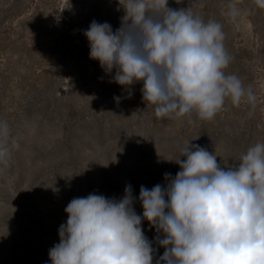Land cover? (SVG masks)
Masks as SVG:
<instances>
[{"label":"rangeland","instance_id":"374dc122","mask_svg":"<svg viewBox=\"0 0 264 264\" xmlns=\"http://www.w3.org/2000/svg\"><path fill=\"white\" fill-rule=\"evenodd\" d=\"M146 2L163 12L164 0ZM126 4L0 0V120L10 127V155L0 161V264H51L73 198L119 201L131 185L142 216L141 186L166 187L165 173L174 178L181 170L175 160L186 159L188 143L215 153L222 167L238 166L249 147L264 143V9L254 0H168V8L221 23L233 58L225 72L256 96L254 110L226 99L212 120H202L195 112L157 117L156 106L142 100V81L122 87L111 82L115 69L106 73L90 58L84 32L94 20L115 32ZM141 227L157 264L164 234L147 220Z\"/></svg>","mask_w":264,"mask_h":264},{"label":"clouds","instance_id":"9594fccd","mask_svg":"<svg viewBox=\"0 0 264 264\" xmlns=\"http://www.w3.org/2000/svg\"><path fill=\"white\" fill-rule=\"evenodd\" d=\"M167 3L161 12L146 0H127L115 32L107 22L92 21L84 32L90 58L106 73L115 69L111 82L122 87L142 81V100L156 106L157 117L195 112L212 120L226 99L237 107L246 101L254 110L251 86L225 72L233 58L221 23ZM254 3L264 9V0ZM229 15L236 20L240 9L233 6ZM9 137L7 121L0 120L4 163ZM181 153L186 159L175 160L181 170L174 178L165 173L166 187L141 186L142 216L132 207L131 185L119 201L95 193L73 198L60 242L49 251L51 264H153L142 220L164 234L157 237L165 248L157 264H264V143L249 147L238 166L222 167L199 145L188 143Z\"/></svg>","mask_w":264,"mask_h":264}]
</instances>
